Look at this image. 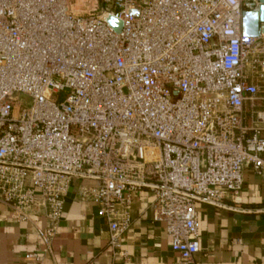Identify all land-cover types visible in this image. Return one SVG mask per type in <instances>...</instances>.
I'll list each match as a JSON object with an SVG mask.
<instances>
[{
    "label": "built area",
    "instance_id": "built-area-1",
    "mask_svg": "<svg viewBox=\"0 0 264 264\" xmlns=\"http://www.w3.org/2000/svg\"><path fill=\"white\" fill-rule=\"evenodd\" d=\"M77 1L0 0V205L46 217L44 247L25 254L40 264L73 177L98 181L79 196L117 249L131 192L147 188L187 262L196 203L226 206L245 167L264 177V126L243 124L245 103L264 100V22L242 31L260 0Z\"/></svg>",
    "mask_w": 264,
    "mask_h": 264
},
{
    "label": "crops",
    "instance_id": "crops-1",
    "mask_svg": "<svg viewBox=\"0 0 264 264\" xmlns=\"http://www.w3.org/2000/svg\"><path fill=\"white\" fill-rule=\"evenodd\" d=\"M244 114L245 126L253 121L264 126V100L245 103ZM242 177L241 190L224 196L226 206L196 203L200 244L187 262L172 250L164 223L151 219L154 195L149 189L131 192L130 222L117 249L109 244L108 223L97 215V205L79 196L81 186L98 181L73 177L63 197L58 232L50 249L41 252L40 264H264V177L250 167ZM47 225L43 214L20 220L0 205V264H34L25 254L44 247Z\"/></svg>",
    "mask_w": 264,
    "mask_h": 264
},
{
    "label": "water",
    "instance_id": "water-1",
    "mask_svg": "<svg viewBox=\"0 0 264 264\" xmlns=\"http://www.w3.org/2000/svg\"><path fill=\"white\" fill-rule=\"evenodd\" d=\"M108 21L116 30L121 27V22L113 17H109ZM260 22H264V0H260L258 9L245 10L242 16V31L244 35L256 36L259 33Z\"/></svg>",
    "mask_w": 264,
    "mask_h": 264
},
{
    "label": "rangeland",
    "instance_id": "rangeland-1",
    "mask_svg": "<svg viewBox=\"0 0 264 264\" xmlns=\"http://www.w3.org/2000/svg\"><path fill=\"white\" fill-rule=\"evenodd\" d=\"M88 7H91V4L88 3L87 1L79 0L75 4V11L77 13H83V11H86ZM64 93H60L59 96L62 97ZM18 99L22 102L23 106H28L30 103V97L27 96L26 94L19 93L17 94Z\"/></svg>",
    "mask_w": 264,
    "mask_h": 264
}]
</instances>
